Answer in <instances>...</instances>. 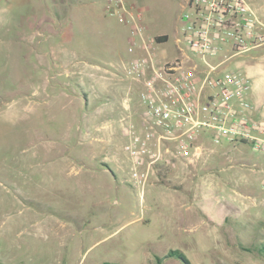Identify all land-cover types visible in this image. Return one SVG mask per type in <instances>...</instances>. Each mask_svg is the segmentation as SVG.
Listing matches in <instances>:
<instances>
[{
  "label": "rangeland",
  "instance_id": "obj_1",
  "mask_svg": "<svg viewBox=\"0 0 264 264\" xmlns=\"http://www.w3.org/2000/svg\"><path fill=\"white\" fill-rule=\"evenodd\" d=\"M62 1L0 0V264H264V155L242 145L208 148L198 161H177L134 184L128 129L142 105L128 69L141 52L129 51L130 27L105 14L102 0ZM126 1L143 15L147 35H168L156 64L172 61L182 0ZM245 1L264 24V0ZM55 44L122 71L121 80L85 72L72 87L79 108L88 96L105 100L91 101L93 116L81 124L67 99L39 89L36 52ZM236 65L256 71L253 104L264 120V46ZM25 75L38 87L16 82ZM38 89L17 99L14 115L15 93ZM172 250L186 262L169 257Z\"/></svg>",
  "mask_w": 264,
  "mask_h": 264
},
{
  "label": "built area",
  "instance_id": "obj_2",
  "mask_svg": "<svg viewBox=\"0 0 264 264\" xmlns=\"http://www.w3.org/2000/svg\"><path fill=\"white\" fill-rule=\"evenodd\" d=\"M105 9L130 27L129 51L141 52L128 69L142 105L128 129L134 184L177 161H198L208 148L242 145L264 155L253 83L236 65L264 46V24L245 0H182L177 56L160 66V43L146 34L141 12L126 0H108Z\"/></svg>",
  "mask_w": 264,
  "mask_h": 264
},
{
  "label": "crops",
  "instance_id": "obj_3",
  "mask_svg": "<svg viewBox=\"0 0 264 264\" xmlns=\"http://www.w3.org/2000/svg\"><path fill=\"white\" fill-rule=\"evenodd\" d=\"M99 1V0H98ZM104 2V5L102 6L103 11L105 12V14H107L109 17H112V15L108 14V12L106 11V4L108 0H102ZM60 2L62 3L63 1L60 0ZM79 2H81L79 0ZM96 2V1H95ZM100 2V1H99ZM105 18V17H103ZM101 18H99L100 20ZM104 21V20H103ZM119 22V21H118ZM121 24V23H120ZM166 35V34H163ZM158 36V35H157ZM168 37V35H166ZM63 38H65V33L62 34L59 38V40H61ZM156 37V36H154ZM51 40V38H50ZM168 40V39H167ZM64 40H62L60 42V45H63ZM166 43V42H165ZM34 53V52H33ZM36 66L35 68L41 71V75L39 77L38 80H40V82L38 83V85H42L41 87H39V89L43 90V95H45L46 98L49 99H55L58 103H60L61 98H65L68 100V103H70L71 105H73V112H74V116L73 117V122L75 121V119H77L75 123H79L81 124V122L83 120L87 119H91L93 116V109L88 106V104H91L92 102H100L103 103V101L105 102V100H98V99H94L90 101V96L85 97L86 98V104L84 105V107H78V103L79 101V97L77 92L72 88L73 86H77L80 83L83 84L84 81V73H89L92 72L91 74H93V76L99 77L101 76V73L105 74V72L111 73L114 78H118V79H122V71L121 68L119 66L118 63H115V65H112L111 63L108 64V66L104 65L102 66L101 64L99 65H91L89 63H86L84 61H81L76 54H73L72 52H67L65 51L62 47L58 46L55 44V46H49L47 51H44V53L41 52H36ZM88 61V60H87ZM91 70V71H90ZM118 71L121 72V74L119 75L117 72L114 71ZM250 72V73H249ZM252 80L253 83V92H252V101L253 99H255V94L259 89V85L257 83V79H258V75L256 74V71H247L245 72ZM118 74V75H117ZM35 80L34 77L29 76V75H25L23 79L18 78V81H16L17 83L23 84V85H27L30 89L34 88V87H38L37 84L33 83V81ZM38 89V91H31V92H27V93H15V95L13 96L15 98V100L13 101V114L15 115V102H19L17 99H20L19 97L21 96H25V98H31L33 97V95L38 94V92H40ZM0 99L3 100V97H1ZM60 99V101H59ZM97 100V101H96ZM110 97L108 98V103H109ZM21 101V100H20ZM107 103V104H108ZM8 105V104H6ZM99 110V109H98ZM97 111V114L99 113ZM76 111V112H75ZM76 113V114H75ZM77 117V118H76ZM121 121H123V118H120ZM85 134V138L88 140V137L86 136L87 131L84 130L83 132V136ZM94 140H98L94 139ZM111 140L109 139L108 142H110ZM98 143V142H97ZM80 144V143H78ZM93 145V144H92ZM98 146V145H96ZM93 147V146H92ZM222 148V147H221ZM218 149V148H217ZM93 152L96 156V158L98 159L99 154H100V149L99 147H97ZM222 152V151H221ZM77 159L79 158L80 161H82V159L84 160V158H82V156H76ZM106 159V157H105ZM85 161V160H84ZM87 163V162H85ZM88 166H84V168L87 171H94V170H98V167L91 165V164H86ZM93 264H101L100 262H95ZM103 264V263H102Z\"/></svg>",
  "mask_w": 264,
  "mask_h": 264
},
{
  "label": "trees",
  "instance_id": "obj_4",
  "mask_svg": "<svg viewBox=\"0 0 264 264\" xmlns=\"http://www.w3.org/2000/svg\"><path fill=\"white\" fill-rule=\"evenodd\" d=\"M167 39H168V37L166 35H159V36H156L155 37L156 43H160V44L167 42ZM258 251L262 255H264V246L261 247V248H259ZM168 256L169 257H176L177 259H180L183 262H186V259H185L184 255L180 251H178V250H172V251H170ZM157 261H160V259L157 258ZM103 264H112V263L104 262Z\"/></svg>",
  "mask_w": 264,
  "mask_h": 264
}]
</instances>
